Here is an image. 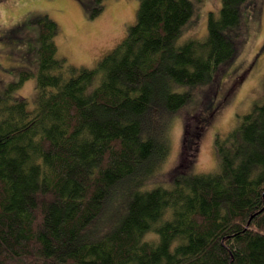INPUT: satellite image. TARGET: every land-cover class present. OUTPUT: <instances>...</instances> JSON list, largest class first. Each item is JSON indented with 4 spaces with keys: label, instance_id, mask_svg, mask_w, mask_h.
I'll use <instances>...</instances> for the list:
<instances>
[{
    "label": "trees",
    "instance_id": "16d2710c",
    "mask_svg": "<svg viewBox=\"0 0 264 264\" xmlns=\"http://www.w3.org/2000/svg\"><path fill=\"white\" fill-rule=\"evenodd\" d=\"M198 1L138 0L92 68L58 59L57 25L35 21L33 106L16 95L33 73L0 92V264H264V100L216 141L213 171L155 182L170 119L237 51L247 0L183 40Z\"/></svg>",
    "mask_w": 264,
    "mask_h": 264
},
{
    "label": "rangeland",
    "instance_id": "374dc122",
    "mask_svg": "<svg viewBox=\"0 0 264 264\" xmlns=\"http://www.w3.org/2000/svg\"><path fill=\"white\" fill-rule=\"evenodd\" d=\"M96 6L101 12L92 16ZM138 0H0V92L17 82L22 71L33 73L16 95L29 108L35 99L37 70L35 21L46 17L57 25L56 57L72 67L92 68L124 38L135 22ZM220 0H199L183 33L206 34L207 15L217 13ZM235 29L236 54L211 84L193 89L192 98L168 123L170 154L155 182L166 183L177 167L191 173L216 168L215 143L223 139L252 106L264 100V0H247ZM152 181L147 185L151 186Z\"/></svg>",
    "mask_w": 264,
    "mask_h": 264
}]
</instances>
